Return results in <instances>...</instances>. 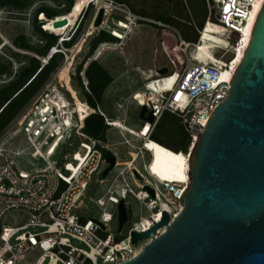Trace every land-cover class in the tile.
<instances>
[{"label": "built area", "instance_id": "built-area-1", "mask_svg": "<svg viewBox=\"0 0 264 264\" xmlns=\"http://www.w3.org/2000/svg\"><path fill=\"white\" fill-rule=\"evenodd\" d=\"M206 2L209 13L203 26L197 27L198 41L189 42L175 26L139 15L128 4L111 1L113 9L129 17L130 25L148 21L171 28L179 35V44L173 52L185 60L182 69L170 71L168 68L161 74L159 68L145 83L142 91L145 100L139 98V102L147 107L146 115L152 113L154 119L148 121L143 143L135 150L137 156L127 150L130 157L128 161L121 162L107 139L88 134L85 130L88 116L82 118L75 104L52 81L45 84L5 127L0 134V264H99L100 259L103 263L117 264L138 253L135 252L137 244L131 241V232H143L162 219V213L167 209L161 201L162 196L170 206L171 210L167 211L171 220L182 210L181 197L187 182L159 179L150 172L149 161L144 170L156 180L152 182L135 166V162L144 150L152 159L148 143L165 113H172L187 123L194 142L215 108L230 92L232 79L223 81L220 75L223 68L233 70L235 54L243 39L242 28L248 24L258 0ZM210 22L223 29L222 36L228 41L227 46L216 44L212 49L221 64L202 62L192 53ZM65 41L60 39V43L51 48L50 56L56 52L67 56ZM218 51H223L220 56L215 54ZM228 53L232 56L225 60ZM173 76L172 83L164 86L161 92H153L149 88L151 81ZM87 82L85 85L90 91ZM63 101L66 104L62 106L60 103ZM95 112L104 116L108 125H113L100 107L89 114ZM121 123L119 128H127L125 123ZM123 143L131 145L128 138ZM108 150L115 154L116 163L106 177L101 178V173L110 165L106 157ZM38 160L46 161V165H36L34 161ZM158 183L164 187L163 191H158ZM94 186L104 188L102 195L89 199L101 209V214L84 218L78 211L86 203L87 191ZM147 186L155 190V195ZM129 195L135 196L149 214L141 216L129 227L125 239H119L109 228L115 219L119 227L118 205L122 201L128 205ZM114 206L118 207L117 211ZM165 228H158L157 235ZM73 239L84 243L86 248L75 245Z\"/></svg>", "mask_w": 264, "mask_h": 264}, {"label": "water", "instance_id": "water-1", "mask_svg": "<svg viewBox=\"0 0 264 264\" xmlns=\"http://www.w3.org/2000/svg\"><path fill=\"white\" fill-rule=\"evenodd\" d=\"M104 13L101 8L95 26L102 25ZM147 111L142 106L141 117L152 122ZM106 157L110 165L101 178L116 163L111 150ZM189 174L182 210L172 220L165 210L149 229L132 231L133 244L147 242L117 264H264V3L228 96L195 139ZM147 189L155 195L153 188ZM118 207L122 230L128 212L123 201ZM163 226L165 231L157 235Z\"/></svg>", "mask_w": 264, "mask_h": 264}, {"label": "rangeland", "instance_id": "rangeland-1", "mask_svg": "<svg viewBox=\"0 0 264 264\" xmlns=\"http://www.w3.org/2000/svg\"><path fill=\"white\" fill-rule=\"evenodd\" d=\"M105 1L110 4L111 8H105L101 26H95V20L100 10V0L91 1L89 4L83 5L80 8L82 11L77 21L76 17L78 15L72 11L77 0H75L74 4L65 0H33L24 8L0 6V59L8 65V72L0 74V88L14 83L22 69L30 65L32 56L36 55L32 51L20 49L14 45L13 41L18 35L24 34L35 46H43L46 44V38L40 33L38 26L43 30L51 31V33L57 32L58 35L65 36V40H71V37L75 34L72 42L63 43L67 48L65 50L67 56L63 53L58 69L45 84L51 81L54 82L57 89L72 104H75L76 110L81 117L85 118L90 111H93L86 100L88 90L85 84L89 81L86 70L91 62L98 61L113 78V81L106 88L98 107L106 113L110 121H121L128 128H119L122 126L116 125L117 123L113 124L114 126L108 125L104 135L99 136V138L107 139L106 142L118 153L119 160L126 162L130 157V153L127 150L133 152L138 150V147L143 143V135L147 134L145 128L148 129L149 127L148 121L141 117L142 105L139 102V96L145 89V83L150 76H154L155 71L159 68L168 67L170 71L174 69L180 70L181 67L179 65H181L182 59L178 58L176 54L173 57L162 52L156 25L143 23L138 28L136 27L137 25L132 24L133 27L129 28L127 24L129 17L124 12L113 9L112 0ZM128 2L131 9L135 8L145 14L147 12L159 14L158 11L161 8L165 9L166 12L164 14H167L172 4V0H128ZM43 7L53 9L57 17L54 20H50L46 17V14L42 13L43 15H39L38 10ZM39 19L47 21V25L44 27ZM59 19H63L64 22L51 26L53 21ZM130 29L132 30L130 31ZM113 36L119 41H110L114 39ZM57 40L60 43L59 37H57ZM156 49L158 53L155 52ZM222 52L218 51L215 54L220 56ZM231 56L232 53H228L224 56V59L227 60ZM42 61L45 62V59H42ZM65 69L66 72H64ZM62 74L65 78L62 77ZM64 103L66 104V101H63L60 105L63 106ZM66 120L70 124L67 114ZM93 121L96 127V118ZM125 138L130 140L131 145L123 143ZM192 147L193 145L189 151L192 150ZM186 160L189 167V153ZM149 161H151V155L144 150L143 155L135 162V166L143 171L147 179L155 182L156 180L153 176L144 170L145 164L149 163ZM34 163L39 166L46 165L44 160L34 161ZM119 168L120 166L113 170L110 178ZM187 179L190 180L189 172L186 173L183 180ZM140 181L143 182L142 179ZM157 188L158 191L164 190V187L159 183ZM103 193L104 188H100V186L90 188L84 198L86 203L82 205L78 212L84 218L99 217L101 209L89 199ZM165 200V197L162 196L161 201ZM127 201L128 220L121 231L122 233L120 234L116 219L109 228V231L119 236V239H125L129 227L134 222L139 221L141 216L145 217L149 214V211L142 206L135 196L129 195ZM114 209L117 211L118 207L114 206ZM146 242L147 240L145 239L139 241L135 252H139ZM73 243L86 248L84 243L76 239H73ZM99 264H104L101 259Z\"/></svg>", "mask_w": 264, "mask_h": 264}, {"label": "trees", "instance_id": "trees-1", "mask_svg": "<svg viewBox=\"0 0 264 264\" xmlns=\"http://www.w3.org/2000/svg\"><path fill=\"white\" fill-rule=\"evenodd\" d=\"M32 1L33 0H0V6L24 8ZM65 1L71 4H74L75 2V0ZM91 1L96 0H77L72 10L78 15L76 17V21L78 20V17L82 11L80 8L83 5L89 4ZM116 1L130 5L128 0ZM177 5L179 6V4ZM132 10L139 15L148 16L155 20H164L167 23L175 26L177 29H179L182 37L187 41H198L199 35L197 30L194 37L187 35L188 31L190 30V25L188 24L187 20L160 15L156 12H147L145 14L139 12L135 8ZM38 13L39 15L42 13L46 14V17L50 20H54L55 17H57V14L54 12V10L49 7L41 8L38 10ZM179 14L181 13L179 12ZM205 14H207V10ZM39 20L40 23L45 25L42 19ZM127 24L129 28H131V25L129 23ZM38 29L43 37L46 38V44L43 46H35L24 34L18 35L13 41L17 48L32 51L36 55L32 56L30 59V65L22 69L19 77L14 83L0 88V134L13 120V118L22 110V108L41 90L47 80L60 65V59L62 58L63 53L56 52L50 56V52L51 48L58 44L57 37L64 40L65 36H60L57 34V32L51 33V31L49 32L48 30H43L40 26H38ZM131 30L132 29H130V31ZM220 31H223V29L218 24L210 22L207 24V28L202 36L205 39L213 42L218 37L217 36L215 39H213L214 34ZM172 36L176 38V40L173 42H169L168 38L165 36L162 37L164 46L168 52H171L174 47L179 44V35L176 32H173ZM74 37L75 34L71 37V40H66L64 43L72 42ZM110 41H119V39L114 37V39ZM211 44H209V42H200V46L192 50L194 57L200 60V58L209 50ZM172 56L174 57V55ZM42 59H47V61L44 62ZM184 64L185 60H182L181 65H179L181 69L184 67ZM7 72L8 65L0 59V74H5ZM86 74L89 79L90 89V91L87 92L86 100L94 112V108L96 109L99 103L102 101L104 92L108 85L113 81V78L98 61H93L90 63L86 70ZM62 77L65 78L63 74ZM174 78L175 76L171 77L170 79L154 80L149 83V88H151V90L154 92H161L164 86H169L172 83ZM94 118H96L97 122L96 127L94 126ZM106 127H108V124L105 122L104 117L97 112L89 114L86 118L85 130L91 136L99 137L104 135ZM151 137L157 143V145H153L155 147L156 154L151 166L152 172L166 180H183L186 173L189 172L186 159L193 142L192 131L187 123L182 121L178 116L167 112L158 121L151 134Z\"/></svg>", "mask_w": 264, "mask_h": 264}, {"label": "bare ground", "instance_id": "bare-ground-1", "mask_svg": "<svg viewBox=\"0 0 264 264\" xmlns=\"http://www.w3.org/2000/svg\"><path fill=\"white\" fill-rule=\"evenodd\" d=\"M263 3H264V0H258V2L255 3V6L253 8V11H252V14H251V18L249 19V22L248 24L245 26V28H242L243 30V39L241 40L240 42V46L238 48V50L236 51V54H235V60H234V63H233V70H231L230 68H223L222 69V73L220 75V78L223 79V81L225 80H231L234 76V73L237 69V66L240 64L243 56H244V52H245V49L247 48L249 42H250V39H251V35H252V30H253V27H254V24H255V21H256V18L263 6ZM99 8H111L110 7V4L105 1V0H100L99 2ZM107 12V11H106ZM43 15V14H42ZM56 21H53L52 22V25L51 26H55V23ZM44 24L45 26L47 25V21H44ZM215 24V23H214ZM223 31H220L218 32L219 34H224L222 33ZM218 33H216L213 37V39H215L217 36V39L215 41H208L209 44H212L210 45V48L209 50L200 58V60L202 62H207V63H212V62H216L217 64H221V62H219L215 56L213 55L212 53V49L214 46H216V44L218 45H221V46H227L228 44V41L226 40V38H224L222 35H219ZM200 46V42L197 44L196 47H199ZM222 61V60H221ZM64 72H66V69L64 70ZM69 72V71H68ZM154 92V91H153ZM140 100L144 101L145 100V97L143 95V93L141 92L140 96H139ZM79 100V99H78ZM112 124H116L118 126H122L121 122L119 121H113L111 122ZM198 136V135H197ZM197 138V137H196ZM195 143V141H194ZM193 143V144H194ZM154 144L157 145V143L155 142V140H151L149 143H148V146L152 149V159L150 161V164H149V170L151 172V166H152V163L154 161V158H155V154H156V150H155V147L153 146ZM193 148V147H192ZM191 154V151L189 152ZM190 154H189V158H190ZM132 155L133 156H137V153L136 152H132ZM189 161V160H188ZM156 177H158L159 179L161 180H166V179H163L161 178L159 175L157 174H154ZM170 181V180H169ZM177 182H187L185 184V188L187 187V184L189 183L190 180H183V181H180V180H176ZM173 182V181H172ZM165 204V206H167V209L168 211H170V206L168 205V203L166 201H163ZM167 203V204H166ZM146 223V222H145Z\"/></svg>", "mask_w": 264, "mask_h": 264}, {"label": "crops", "instance_id": "crops-1", "mask_svg": "<svg viewBox=\"0 0 264 264\" xmlns=\"http://www.w3.org/2000/svg\"><path fill=\"white\" fill-rule=\"evenodd\" d=\"M177 4H179V6ZM159 10L160 11H158V12L160 15L171 16V17H175L178 19L187 20L188 24L190 25V30L188 31L187 35L191 36V37H194L196 35L197 27H201L202 24H204V22L206 21V19L208 17V13H209L206 0H172L171 7L168 10L167 14H164L166 12L165 9L161 8ZM206 10H207V14H205ZM179 12L182 15L179 14ZM146 17H148V16H146ZM160 21H162L166 24H169L164 20H160ZM143 23H152V22L145 21V22L139 23V25H137V26L135 25V26L139 28V26ZM152 24H154V23H152ZM154 25H156L158 27V39L160 41L162 52H164L165 54L174 55L173 50L171 52H168L166 50L164 43H163V40H162V37L165 36L166 38H168L169 42L175 41L176 38L174 36H172V33L174 31L171 28L163 26V25L162 26L157 25V24H154ZM132 27H133V25L131 26V28ZM208 41L209 40L205 39L202 36L201 42H208ZM189 42H192V41H189ZM155 52L158 53V50L156 49ZM196 59H198V58H196ZM124 128H126V127H124ZM151 173L154 174L152 172V170H151Z\"/></svg>", "mask_w": 264, "mask_h": 264}]
</instances>
